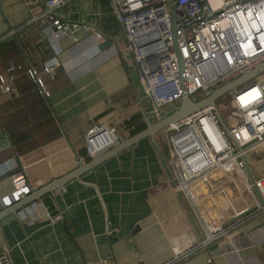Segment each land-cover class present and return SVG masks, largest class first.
<instances>
[{
    "label": "crops",
    "instance_id": "crops-1",
    "mask_svg": "<svg viewBox=\"0 0 264 264\" xmlns=\"http://www.w3.org/2000/svg\"><path fill=\"white\" fill-rule=\"evenodd\" d=\"M44 1L0 0L1 47L5 49L15 34L23 49L17 59L30 65L37 78L56 68L62 71L59 85H50L47 98L64 129L56 140L18 157L12 155L0 129V198L17 190L15 179L20 175L30 188L18 201L0 209V253L8 251L13 264H162L175 248L185 250L204 236L190 199L172 190V152L167 139L163 153L164 131L39 196L91 160L84 150V135L91 126L116 127L119 145L134 136L138 124L145 123L137 102L138 68L126 51L123 28L110 0H70L58 9L57 19L78 43L62 37L55 40L57 50L51 46L53 26L33 21L43 11ZM11 30L15 33L9 36ZM95 33L112 45L99 50ZM47 64L53 65L51 73L43 70ZM8 68L0 67L6 79L10 78ZM10 94L16 95L15 90L0 93V105ZM135 118H139L135 125L124 127ZM258 148L262 163L258 174H264V146ZM200 184L203 191L198 189ZM196 188L204 198L216 197L213 203L220 206L225 203L221 193H230V186L214 181L211 190L205 182ZM59 189L64 193L58 194ZM174 264H264V212L251 215L209 247Z\"/></svg>",
    "mask_w": 264,
    "mask_h": 264
},
{
    "label": "built area",
    "instance_id": "built-area-1",
    "mask_svg": "<svg viewBox=\"0 0 264 264\" xmlns=\"http://www.w3.org/2000/svg\"><path fill=\"white\" fill-rule=\"evenodd\" d=\"M69 2L45 0L43 11L33 20L53 26L51 46L55 50L58 49L55 40L62 37L78 43L56 17V11ZM110 2L115 18L123 28L126 51L138 68L142 97H138L137 102L142 106L145 121L151 122L143 101L148 104V115L153 119L151 123H156L171 114L166 110L169 106L174 105L176 111L185 94L193 102H198L209 96L213 87L223 86L264 65V0ZM14 33L15 30H11L8 35ZM94 37L97 47L105 41L98 33ZM43 70L51 73L53 65L47 64ZM13 71V65L7 69L10 80ZM263 72L264 69L240 85L257 78L255 83L235 91L231 105L235 109L236 120L232 119V123L227 124L216 108H207L190 115L177 126L170 125L163 130L172 134L168 138L172 152L170 165L180 184L178 187L173 182L172 190L174 193L183 192L190 199L202 223L204 236L185 250L175 248L172 257L162 264H174L196 250L209 247L251 215L264 212V175L255 181L251 177L246 179L243 173L246 153L264 146V76L258 78ZM28 74L33 76L36 72L29 70ZM38 83L42 86L39 79ZM0 92H11L3 77L0 78ZM191 134L202 140L206 146L203 150L193 149ZM224 137L229 142L228 151L220 149L219 144ZM118 140L115 129L106 124L93 125L84 135L85 154L92 159ZM180 143H185V147H180ZM232 146L236 148L231 151ZM240 157L242 161L238 165ZM204 160L208 163L203 164ZM227 163L231 164L230 168ZM193 165L201 167L189 174ZM213 181L230 186V193H221L225 199L222 206L213 203L216 197L204 198L196 188L197 184L205 182L210 189ZM15 182L17 190L0 198V209L30 191L22 175L16 177ZM63 193L64 189L58 190V194ZM57 219L49 218L51 222ZM0 264H13L8 251L0 253Z\"/></svg>",
    "mask_w": 264,
    "mask_h": 264
},
{
    "label": "trees",
    "instance_id": "trees-1",
    "mask_svg": "<svg viewBox=\"0 0 264 264\" xmlns=\"http://www.w3.org/2000/svg\"><path fill=\"white\" fill-rule=\"evenodd\" d=\"M1 45L0 67L5 71L11 64L14 66L12 80L5 79L6 84L11 90H15L16 95L10 94L11 96L0 105L2 112L0 129L9 141L12 155L18 157L28 152L30 148L56 140L64 133V129L56 120L46 96L47 93H50V85H59L56 82H59L62 71L60 68H56L52 74L40 79L36 75L30 76L28 74V71L32 70L30 65L22 58L21 60L17 59L18 56H23V49L16 35L14 34L11 41L7 42L5 49ZM2 77L0 75V78ZM38 79L42 82V86L39 85ZM1 94L7 95L8 93ZM219 100L220 98L217 102ZM143 118L144 116L142 121ZM136 121H139V118L130 119L124 123V127H132ZM145 128V123L138 124L137 128L132 131V135L145 130Z\"/></svg>",
    "mask_w": 264,
    "mask_h": 264
},
{
    "label": "water",
    "instance_id": "water-1",
    "mask_svg": "<svg viewBox=\"0 0 264 264\" xmlns=\"http://www.w3.org/2000/svg\"><path fill=\"white\" fill-rule=\"evenodd\" d=\"M174 22H175V13H174V9H173V12H172L173 28H174ZM111 45H112V43L110 41L106 40L103 43L98 45V49L99 50H105ZM263 69H264V65L258 69L251 71L250 73H248L247 75H245L241 78H238L234 81H231V82L217 88L216 90L212 91V93L209 96H207L206 98H204L198 102H193L185 94L182 97L181 103L175 112H173L172 114H170L169 116H167L163 120L156 122V123H153V124L150 121L146 120L145 121V125H146L145 130L137 133L136 135L132 136L131 138H129L127 140H121L119 145L112 148L107 153L100 155V156L98 155V156L92 158L85 165L79 166L72 173L68 174L64 178H61L60 180H58L54 184H51L48 187H46L44 190H42L39 193V196L42 195L44 192L49 193L51 190H54L57 188H62V186L68 180L78 178L79 175L82 174L83 172L94 168L95 166L100 164L103 160H105L106 158H109L110 156L115 155L117 152L123 150L124 148H127L129 146L137 144L141 139L152 138L156 132L164 130L165 128H167L168 126H170L172 124L181 122L182 120L189 117L190 115L201 112L207 108H216V102L219 98H221L225 94L229 93L230 91H235L237 86H239L242 82H244L245 80H247L249 78L256 76ZM165 168H166V166H165ZM246 169H247L249 176L251 177L250 172L248 170L247 163H246ZM167 172H168V170H167Z\"/></svg>",
    "mask_w": 264,
    "mask_h": 264
},
{
    "label": "rangeland",
    "instance_id": "rangeland-1",
    "mask_svg": "<svg viewBox=\"0 0 264 264\" xmlns=\"http://www.w3.org/2000/svg\"><path fill=\"white\" fill-rule=\"evenodd\" d=\"M130 55V54H129ZM131 57V56H130ZM134 66H135V68H136V65L135 64H133ZM264 76V72L262 73V74H260L259 76H258V78H262ZM235 79H233V80H231V81H234ZM231 81H229V82H231ZM257 81V78H253V79H251V80H248L247 82H245L243 85H239V86H237V88L235 89V91L237 90V91H241L242 89H244L245 87H248V86H250V85H252L253 83H255ZM228 82V83H229ZM219 87H221V86H215V87H213L212 88V91H214V90H216L217 88H219ZM235 91H230L229 93H227V94H225L224 96H222L221 98H220V100L216 103V109H217V111L219 112V114L221 115V117L223 118V120L228 124V123H232V119H233V121H235L236 120V116H235V109L232 107V105H231V99H232V97H233V95L235 94ZM139 97H142V91H141V89L139 90ZM194 99H196V97H193ZM143 106H144V108H145V112H146V115H147V117L149 118V120H151V122L153 121V119L151 118V117H149V115H148V104L145 102V101H143ZM167 113L168 114H172L173 112H175V106L174 105H172V106H169L167 109ZM231 118V119H230ZM153 124V123H152ZM107 125V124H106ZM107 126H109V125H107ZM229 126H232L231 124L229 125ZM110 128H113V129H115V131H116V133H117V136H120V134H119V130L116 128V127H114V126H109ZM165 130V129H164ZM159 132H163V130H161V131H159ZM172 134L171 133H167L166 135H163V136H165L164 137V140H165V142L163 143V153H166L167 152V147H168V143H167V139L171 136ZM118 143H119V140H118V142L117 143H115L113 146H116V145H118ZM112 146V147H113ZM236 148V147H235ZM235 148L232 146V148H231V151H232V149H234L235 150ZM238 149V148H237ZM241 156V155H240ZM261 152H259V148H254V149H252V150H249L247 153H246V155H245V161H246V163H247V166H248V170H249V172H250V175H251V178H252V175H254V180L256 181L259 177H261L262 175H264V174H258V171H261V168H262V166H261ZM240 161H237L238 162V165H240L241 164V161H242V157H240V159H239ZM243 164H244V175H245V177H246V179H248V178H250V176H249V174H248V172H247V169H246V165H245V163L243 162ZM231 164L229 163L227 166L230 168L231 166H230ZM165 171H166V168H165ZM172 172H173V170H172ZM198 189L199 190H201V191H203V185L202 184H200L199 186H198ZM259 204H260V202H259ZM262 213V212H261Z\"/></svg>",
    "mask_w": 264,
    "mask_h": 264
},
{
    "label": "bare ground",
    "instance_id": "bare-ground-1",
    "mask_svg": "<svg viewBox=\"0 0 264 264\" xmlns=\"http://www.w3.org/2000/svg\"><path fill=\"white\" fill-rule=\"evenodd\" d=\"M178 123H180V122H178ZM178 123H175V124H172L173 126H177V124ZM191 136H192V138H193V145H192V147H193V149H196V150H199V151H201V150H203L206 146H205V144L202 142V140L201 139H199L198 137H196V136H194L193 134H191ZM175 140V138H173V141ZM228 140H227V138H223L222 139V141H220V149H224L225 150V148L228 146ZM178 146V145H177ZM180 147H185V143H180ZM226 151H228V148H226ZM178 153L180 154V152L178 151ZM202 152H200V154H201ZM196 155H198V154H196ZM202 156H204L203 154H201ZM205 163H208L207 161H203V164H205ZM170 164H171V161H170ZM202 164V165H203ZM229 163H227V165H228ZM194 167H193V170L192 171H190L189 170V174H190V172L192 173L193 171H195V170H197V169H199L200 167H201V165H193ZM196 166V167H195ZM170 171V169H168V172ZM172 175H173V177H172ZM172 175H171V172H170V176H171V178L173 179V182L175 183V185L176 186H178V187H180V184H179V182H177V180H176V178H175V175H174V173L172 172ZM194 184V183H193Z\"/></svg>",
    "mask_w": 264,
    "mask_h": 264
}]
</instances>
